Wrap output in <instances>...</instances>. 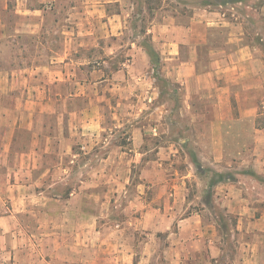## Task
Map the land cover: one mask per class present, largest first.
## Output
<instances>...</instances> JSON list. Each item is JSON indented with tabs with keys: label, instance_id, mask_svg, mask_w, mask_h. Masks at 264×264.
<instances>
[{
	"label": "rangeland",
	"instance_id": "obj_1",
	"mask_svg": "<svg viewBox=\"0 0 264 264\" xmlns=\"http://www.w3.org/2000/svg\"><path fill=\"white\" fill-rule=\"evenodd\" d=\"M202 1L0 0L4 31L0 37V71L20 70V74L30 77L31 82L36 80L43 84L45 79L47 86L60 80L55 79L58 77L55 72H67L66 76L77 82L74 85L76 97L59 98L58 95L55 99L50 95L52 98L43 103L41 127L52 133L57 126L74 128L86 124L91 117L95 119L90 127L91 130L96 128L95 134L86 137L91 146L88 153L77 148L80 160L73 166L71 174L50 187L63 194L74 187L85 190L86 178L89 179L87 188L93 190V195H79L75 205L77 212L74 206L70 209L55 202V209L62 210L50 219L52 224H67L77 219L78 232L82 231L81 236L87 235L94 243L89 249L83 246L78 253L88 254L93 264H115L105 263L101 257L116 253L118 246L126 255V264H174L171 258L178 252L174 249V242L178 240L176 220L170 228L139 223L141 210L147 208L144 205L149 202L155 207L161 205L158 195L165 190L162 185L145 183L141 175L191 174L186 184L192 206L197 210L204 209L203 216L214 217L218 223L215 243L220 255L210 264H235L240 242L245 238L235 230L236 218L213 197L214 183L240 178L255 188L251 192L253 198L260 200L254 201L255 204H263L264 177L254 172L252 150L226 148L218 150V154L216 150L215 154L209 146L219 133H214L213 127L203 120L193 119L189 114L180 115L179 111H183L181 86L171 79L162 56L148 66L147 55L143 52L144 47L153 49L150 30L154 25L167 22L171 17L176 23L185 24L199 8H221L218 4L205 5ZM244 2L250 3V8L241 5L243 12H259L260 0ZM222 8L230 7L223 4ZM256 23L264 26L258 19ZM214 36L220 37L216 30ZM136 54L141 57L133 68L129 64ZM55 63L61 64L62 70L51 67ZM117 70H120L121 79L114 74ZM100 78L106 80L100 81ZM116 83L122 85L119 87ZM195 105L198 109L201 103ZM70 111L82 112L71 120ZM135 126L146 127L143 147L138 150L146 154L138 162L133 161ZM249 126L246 121L224 123L222 134L230 146L249 145ZM180 140L187 141L180 144ZM169 141L180 145L170 158L160 159L164 149L159 146ZM158 151H161L160 155H157ZM219 151L221 157L217 160ZM47 159L45 163L49 165L51 160ZM147 159L155 162L147 164ZM202 203L205 206L202 207ZM25 218L29 236L33 239L39 235L48 241L47 245H38L41 253L57 252L60 257H68L73 252L67 241L71 229L62 230L64 243L55 247L57 235L52 233L54 230L38 234L37 217ZM86 223H93V229L85 228ZM194 239L186 238L183 249L187 246L191 250L188 253L199 258L187 264H205L201 258L203 254L209 255L210 248L206 242Z\"/></svg>",
	"mask_w": 264,
	"mask_h": 264
},
{
	"label": "crops",
	"instance_id": "obj_2",
	"mask_svg": "<svg viewBox=\"0 0 264 264\" xmlns=\"http://www.w3.org/2000/svg\"><path fill=\"white\" fill-rule=\"evenodd\" d=\"M225 4H229L230 8L224 9L222 5L221 8H199L185 24H178L171 17L167 22L154 25L150 30L151 47L159 59L162 56L171 79L183 90V111H179L180 115L189 114L193 119L203 120L213 127L214 133H219L209 146L215 154L216 150L218 154V150L226 148H250L254 172L264 177V26L256 23L257 19L264 22V0L258 2V6H261L258 13L254 8L257 14L245 13L240 9L241 5L250 6L244 0ZM214 30L220 37L214 36ZM3 34L0 17V37ZM143 52L147 55L148 66L152 65L146 47ZM140 57V54H136L129 66L136 67ZM51 67L62 70L63 66L55 63ZM119 71L114 73L117 79H121ZM20 72L0 71V264H93L88 254L78 253L83 246L89 249L94 243L87 235L81 236L82 231L78 232L80 224L77 219L67 224H52L50 219L62 210L55 209V202L71 209L75 207L79 195H93V190L87 188L89 179L86 178L85 190L74 187L63 194L54 189L52 191L50 187L71 174L73 166L80 160L77 148L88 153L91 146L86 137L95 134L96 128H90L95 119L91 117L86 124L74 128L57 126L52 133L41 127L43 103L52 96L55 99L58 95L59 98L76 97L78 93L74 85L77 82L66 76L67 72H55L58 75L55 79L60 80H54L47 86L45 79L43 84L36 80L31 82L30 77ZM104 80L106 78H100V81ZM116 85L120 87L122 83ZM196 102L201 103L198 109ZM81 112L70 111L69 118L72 120ZM239 121L250 123V143L230 146L222 134V125ZM145 128L135 126L133 129L134 162L142 161L146 154L138 151L143 147ZM23 134H26L25 139ZM185 141L180 140V144ZM180 144L169 141L160 145L159 148L164 149L160 159L170 158ZM160 153L158 151L157 155ZM219 154L215 159H220V151ZM47 158L51 160L49 165L45 163ZM151 162L155 160H145L147 164ZM190 175H141L145 183L162 185L165 190L158 195L162 204L158 207L152 202L145 204L147 208L141 210L138 219L141 225L147 223L154 228H170L176 220L175 234L178 240L174 242V249L178 252L171 261L174 264H187L199 258L189 254L191 250L187 246L183 249L185 239L193 237L195 241L206 242L210 248L209 255L203 254L201 258L205 264H210L212 260L217 261L220 255L215 243L218 223L214 217L205 218L202 214L204 209L197 210L192 206L193 200L189 199L186 184V179L192 177ZM262 184L264 190V180ZM252 189L255 188L240 178L219 180L213 185V197L236 218L235 230L245 236L240 242L235 264H264V197L261 206L255 204L254 201L260 200L253 198ZM202 205L205 206L204 203ZM74 211L77 212L76 207ZM181 212L187 213L179 215ZM31 215L37 217L38 234H48V230H54L52 233L57 235L55 247L64 243L62 230L71 229L67 241L73 252L68 257H60L57 252L41 253L38 245H47L48 241L39 235L33 239L29 236L25 217ZM85 225L90 230L94 227L93 223ZM36 249L37 252H34ZM101 258L105 263L126 264L127 261L119 246L116 253L105 254Z\"/></svg>",
	"mask_w": 264,
	"mask_h": 264
},
{
	"label": "trees",
	"instance_id": "obj_3",
	"mask_svg": "<svg viewBox=\"0 0 264 264\" xmlns=\"http://www.w3.org/2000/svg\"><path fill=\"white\" fill-rule=\"evenodd\" d=\"M237 0H214V1H211V0H203L201 3L203 4H218V5H223L225 3H231V2H235ZM147 52L149 53L150 57H151V62L152 61H158V58L159 56L157 55V53H155V51L152 49V48H147Z\"/></svg>",
	"mask_w": 264,
	"mask_h": 264
}]
</instances>
